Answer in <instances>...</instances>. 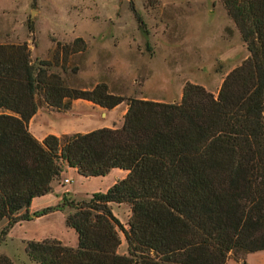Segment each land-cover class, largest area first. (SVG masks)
<instances>
[{
    "label": "trees",
    "instance_id": "16d2710c",
    "mask_svg": "<svg viewBox=\"0 0 264 264\" xmlns=\"http://www.w3.org/2000/svg\"><path fill=\"white\" fill-rule=\"evenodd\" d=\"M221 1L248 55L216 96L191 83L173 103L126 99L103 83L72 88L48 60L32 61L26 41H0V225L6 221L0 242L15 224L68 208L65 224L76 232L77 247L28 241L29 260L225 264L264 250V0ZM38 96L52 111H67L77 99L107 110L125 102L127 111L118 129L40 142L28 131ZM64 165L86 178L128 173L105 192L30 214L31 201L51 191ZM111 203L130 207L127 228ZM120 232L125 255L118 253ZM0 264L13 262L0 254Z\"/></svg>",
    "mask_w": 264,
    "mask_h": 264
},
{
    "label": "rangeland",
    "instance_id": "374dc122",
    "mask_svg": "<svg viewBox=\"0 0 264 264\" xmlns=\"http://www.w3.org/2000/svg\"><path fill=\"white\" fill-rule=\"evenodd\" d=\"M0 41H26L32 61L48 60L72 88L103 83L126 99L166 103L179 102L186 83L216 96L248 55L221 0H0ZM71 186L81 194L103 189L99 182ZM120 217L127 228V214ZM8 246L0 254L14 253Z\"/></svg>",
    "mask_w": 264,
    "mask_h": 264
},
{
    "label": "crops",
    "instance_id": "0c3cea01",
    "mask_svg": "<svg viewBox=\"0 0 264 264\" xmlns=\"http://www.w3.org/2000/svg\"><path fill=\"white\" fill-rule=\"evenodd\" d=\"M228 19L239 34L234 22L229 17ZM126 111L127 104L125 102L111 110H107L89 101L77 99L73 100L70 108L64 112L51 111L45 107H39L36 114L29 121L28 131L36 140L41 142L49 135L60 137L62 135L86 134L102 128L118 129L123 124ZM127 173L125 170L112 169L105 176L86 178L81 176L75 168L64 165L60 178L52 183L51 191L31 201L29 213L60 205L64 199L78 201L84 198L87 199L92 194L98 193L97 191L105 192L117 181L124 179ZM64 179H68L70 182L64 184ZM72 182H99V185H103V189L98 188L92 190L89 194H81L80 190L72 188ZM110 207L113 215L121 223H123V219H121L120 214L126 213L127 220L129 219L131 212L127 204L111 203ZM69 211L68 208H65L64 210L53 211L46 215L15 224L9 230L5 240L0 242V246L6 248L9 245L8 248L12 247L14 253L9 252V258L13 264H36L29 260L25 253V245L28 241L53 239L60 241L64 246L76 248L78 244L77 234L65 224L66 214ZM5 224L6 221L0 227H3ZM16 251L20 253L16 254ZM118 253L121 255L127 254L125 239L120 244ZM225 264H264V250L246 254L243 262L228 258Z\"/></svg>",
    "mask_w": 264,
    "mask_h": 264
},
{
    "label": "built area",
    "instance_id": "2783aa9c",
    "mask_svg": "<svg viewBox=\"0 0 264 264\" xmlns=\"http://www.w3.org/2000/svg\"><path fill=\"white\" fill-rule=\"evenodd\" d=\"M69 182H70V181H69L68 179H64V180H63V183H64V184H68Z\"/></svg>",
    "mask_w": 264,
    "mask_h": 264
}]
</instances>
